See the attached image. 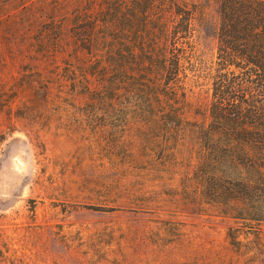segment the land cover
<instances>
[{
  "label": "rangeland",
  "instance_id": "1",
  "mask_svg": "<svg viewBox=\"0 0 264 264\" xmlns=\"http://www.w3.org/2000/svg\"><path fill=\"white\" fill-rule=\"evenodd\" d=\"M89 1L0 0V264L208 263L233 220L206 203L203 212L181 209L179 175L171 185L123 181L121 140L99 114L89 118L70 84ZM186 1L200 9L198 50L212 61L219 0ZM183 80L189 99H204L196 72ZM257 94L243 104L251 131L264 127ZM244 217L237 221L249 233L258 227L264 242V213ZM176 233L180 243L158 246Z\"/></svg>",
  "mask_w": 264,
  "mask_h": 264
},
{
  "label": "trees",
  "instance_id": "2",
  "mask_svg": "<svg viewBox=\"0 0 264 264\" xmlns=\"http://www.w3.org/2000/svg\"><path fill=\"white\" fill-rule=\"evenodd\" d=\"M81 11L86 34L72 45L69 81L89 118L99 114L98 125L121 140V179L171 185L179 175L181 209L203 212L206 203L234 222L224 251L201 264H264L260 229L237 221L264 213V127L251 131L254 116L243 113L245 96L264 95V0H219L209 62L198 50L196 3L90 0ZM187 71L202 81L204 99L188 98ZM180 242L176 233L158 246Z\"/></svg>",
  "mask_w": 264,
  "mask_h": 264
}]
</instances>
